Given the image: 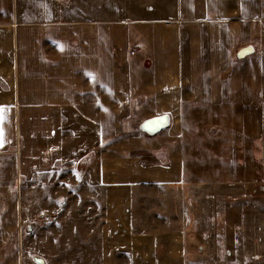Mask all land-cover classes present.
I'll use <instances>...</instances> for the list:
<instances>
[{
	"label": "crops",
	"instance_id": "crops-1",
	"mask_svg": "<svg viewBox=\"0 0 264 264\" xmlns=\"http://www.w3.org/2000/svg\"><path fill=\"white\" fill-rule=\"evenodd\" d=\"M263 35L264 0H0V264H36L9 248L20 184L79 173L86 118L108 133L82 171L105 204L93 264H187L179 208L168 207L192 178L182 118L198 105L236 117L247 107L264 155V56L237 57ZM158 115L171 123L150 139L121 129Z\"/></svg>",
	"mask_w": 264,
	"mask_h": 264
},
{
	"label": "rangeland",
	"instance_id": "rangeland-1",
	"mask_svg": "<svg viewBox=\"0 0 264 264\" xmlns=\"http://www.w3.org/2000/svg\"><path fill=\"white\" fill-rule=\"evenodd\" d=\"M254 52L264 56V35L253 47ZM191 110L192 115L182 118V144L184 157H194L190 159L191 165L189 161L186 164L192 178L186 177L180 184L179 195L168 197L172 199L168 207L179 208L180 232L182 238L186 236L182 247L187 251L186 261L189 264H264V155L257 157L259 146L252 139L250 110L246 107V114L240 117L234 116L231 107L217 109L198 105ZM102 118L107 122V117ZM87 119L82 132L86 155L76 164L79 173L64 170L20 184L16 199L20 203L21 226L9 248L23 254L25 259L31 258L32 263L99 262L96 255L101 227L93 226V220L103 219L105 204L102 197L89 192L92 185L82 171L85 173L91 165L108 133ZM128 120V126H122V131L131 129L141 137L151 138L137 117ZM255 135L257 140L258 134ZM97 137V147L87 143ZM140 152L149 162L151 155L157 159L163 157L162 152ZM149 197L146 203L158 202L153 194ZM175 214V210L167 212L168 216Z\"/></svg>",
	"mask_w": 264,
	"mask_h": 264
},
{
	"label": "water",
	"instance_id": "water-1",
	"mask_svg": "<svg viewBox=\"0 0 264 264\" xmlns=\"http://www.w3.org/2000/svg\"><path fill=\"white\" fill-rule=\"evenodd\" d=\"M253 52V47L247 45L237 51V57L243 58ZM168 125V117L166 115H158L150 117L142 121L141 128L148 133H156L164 129Z\"/></svg>",
	"mask_w": 264,
	"mask_h": 264
}]
</instances>
